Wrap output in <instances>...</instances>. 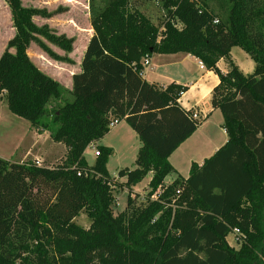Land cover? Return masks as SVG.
I'll use <instances>...</instances> for the list:
<instances>
[{
	"label": "trees",
	"instance_id": "16d2710c",
	"mask_svg": "<svg viewBox=\"0 0 264 264\" xmlns=\"http://www.w3.org/2000/svg\"><path fill=\"white\" fill-rule=\"evenodd\" d=\"M5 1L16 34L0 56V103L5 98L13 115L49 133L66 156L57 167L0 157V264H264V0H162L173 22L161 26L131 0H90L94 33L72 90L28 55L36 43L50 58L73 62L45 41L69 54L74 39L33 21L62 11ZM235 47L254 61L252 74L233 62ZM179 53L218 76L211 104L228 140L202 165L192 163L188 178L166 186L170 156L201 121L179 104L189 89L150 84L143 60ZM221 60L227 73L218 68ZM111 117L125 120L141 143L134 168L116 177L107 170L112 148L98 146L92 166L85 158L110 132ZM150 174L149 192L134 196L133 187ZM119 187L130 196L114 215ZM82 212L91 221L87 229L75 223ZM235 230L239 249L228 242Z\"/></svg>",
	"mask_w": 264,
	"mask_h": 264
},
{
	"label": "rangeland",
	"instance_id": "374dc122",
	"mask_svg": "<svg viewBox=\"0 0 264 264\" xmlns=\"http://www.w3.org/2000/svg\"><path fill=\"white\" fill-rule=\"evenodd\" d=\"M21 2L25 9L62 11L51 19L46 20L34 17L33 21L38 26L48 25L58 36H65L66 38L74 39L73 50L69 54L50 42L45 41V43L58 55L67 56L69 59H71V56L74 59H71L73 62H60L50 58L36 43H32L28 50V55L40 69L56 79L64 89L72 90L71 76L72 72L76 70L74 65L78 66V61L81 58L83 49L88 44L90 37L93 34L89 12L90 0H21ZM131 2L133 5L137 4L140 10L158 26H161L164 22L170 20L173 22L172 18H170L169 11L163 6L162 0H131ZM172 10H174V8H172ZM15 34L16 29L14 27L10 5L5 0H0V56L3 54L8 42L15 36ZM248 56L249 55L240 47H235L233 57L239 63L243 61L244 57L250 59ZM171 73L177 74L178 71L169 69L167 74ZM64 97L70 101L73 99L69 92L66 93ZM7 113L13 115L8 108L7 100L4 98L0 103V154L7 156L13 148L21 142H25V144L29 146L33 139V142L36 141L35 152L31 154L25 162L33 163L35 160H39L42 162V165L46 167H57L61 165L66 156V148L64 146L54 144L50 139V135L43 131H36V133L34 131L35 139L32 138L33 134H30L28 128L29 122L24 119L18 122H11L5 117V115L7 116ZM218 115L205 123L197 135V137L202 136L200 141H197V144L191 146L186 153L179 158L178 165L180 166L182 174L185 175L189 168L187 161L188 157L199 159V154H201V156L209 154L213 146L220 144L223 142V139L226 138L223 116H221V114ZM199 120L201 121V119ZM126 125V123H121L119 126L129 127ZM114 131L115 133L111 134L104 143L100 142L101 140L97 142L99 146L104 147H107L105 145L110 144L111 146L108 147L112 148L114 151V154L109 158L107 164V170L111 177H116L118 171L123 168L134 167L140 147V141L132 129L130 130V134L121 133L122 131L120 132L118 128ZM204 135L210 140V143H206V139L203 138ZM96 150H98L97 146L95 147L94 145H91L86 152L85 158L89 166H92L95 163L97 158L95 156ZM19 156L20 154L18 152L14 160L19 161ZM147 182L148 178L134 186L132 189L133 195L144 197V195L149 192ZM113 195L116 197V202L112 205V211L114 215H118L125 210L130 192L128 189H114ZM75 223L80 227L87 229L90 227L91 221L87 217L86 212H82L75 220ZM237 238L238 236L236 234H231L229 237V243L235 249H239L241 246V243Z\"/></svg>",
	"mask_w": 264,
	"mask_h": 264
},
{
	"label": "crops",
	"instance_id": "0c3cea01",
	"mask_svg": "<svg viewBox=\"0 0 264 264\" xmlns=\"http://www.w3.org/2000/svg\"><path fill=\"white\" fill-rule=\"evenodd\" d=\"M133 6L135 9L144 13L143 11L140 10V8L138 7L137 4H135ZM92 36H93V34L91 35V37ZM86 48H87V45L83 49L81 58L78 61V66L74 65V68L76 70H74V72H72V76H73V74L80 71L81 62H82ZM234 49L235 48H233L231 51V58H232L233 62L239 67V69L245 75L252 74L255 70L254 61H252L250 56H248L250 59H246V57H244L243 61L241 63H239L233 57ZM70 58L72 60H74L71 56H70ZM148 60H149V65L144 70L143 78L147 82L156 86L159 89H165L171 83H176L178 85H182V86L187 87L189 90L186 93L182 94V96L179 100V104L186 111L193 110L194 112H197V114L199 115V119H201V124L198 127L197 131L186 142H184L169 158V161H170L172 167L174 168V171L166 177L165 182H164L166 186H169L170 184L173 183L174 180H176L178 178L179 175L183 178H188L192 163H197L199 165H202L206 159H209L210 157H212L217 152L218 149H220L222 146L225 145V143L228 140V136H227L226 131H225L226 138H224L223 142H221L220 144L213 146V148L210 150L209 154H206L204 156H201V154H199L198 155L199 159H196L193 157H188L187 161H188L189 168L187 169V172L185 175L181 173L180 166L178 165V161H179V158L181 157V155L185 154L186 151L191 146H193L194 144H197V141H200L202 136L197 137V135H198V132L201 130V128H203L205 123H207L214 116L221 114V112L219 110L213 109L212 104H211L212 91L219 84V78L214 72L208 71L206 68L202 67L201 66L202 63L196 57H194L192 55H188V54H184V53H179V54H175V55L156 54V55H153L151 58H148ZM218 68L221 70V72L227 73L229 70V65L226 63L225 60H221L218 63ZM169 69H172L174 71H178V73L177 74H175V73L167 74V71ZM9 114L10 113H7V116L5 115V117L8 118L11 122H13V121L18 122V121L22 120L21 118H18L15 115H9ZM218 116H220V115H218ZM221 116H222V114H221ZM121 123H126V121L125 120L121 121L119 123V125ZM119 125L110 129V132L107 134L108 136L106 135V137L103 140H101L100 142L104 143L105 140L109 136H111V134L115 133L114 130L117 128L120 132L122 131L121 133L130 134V130H131L130 127H120ZM126 126H129V125L127 124ZM28 128L30 130V134H33L32 138L35 139L34 134L36 133L37 130L32 129L30 123L28 124ZM31 130H33V131H31ZM34 131H35V133H33ZM45 133L49 134L47 132H45ZM37 134H36V136H37ZM203 138L206 139V143H210V140H208L205 135L203 136ZM32 140H31V143L29 144V146L27 144H25V142H21L20 144L16 145L15 148H13V150L7 156L0 154V157L3 159H6L8 161H12V162L25 163V161L28 159V157L31 154H33L35 152V149H36V147H35L36 141L33 142ZM58 145L63 146L60 144H58ZM24 146H26V147H24ZM94 146L98 147L99 144H97V142H96L94 144ZM105 146L108 147L111 145L108 144ZM140 147H141V143H140ZM140 147H139V149H140ZM87 150H86V152H87ZM18 152L20 154V156L18 158L19 161H16V160H14V158H15L16 154H18ZM86 152H85V155H86ZM136 158H137V156H136ZM126 168H128V167H126ZM151 177H152L151 174L147 177L148 178L147 186L149 185ZM229 237H228V242H229Z\"/></svg>",
	"mask_w": 264,
	"mask_h": 264
},
{
	"label": "built area",
	"instance_id": "2783aa9c",
	"mask_svg": "<svg viewBox=\"0 0 264 264\" xmlns=\"http://www.w3.org/2000/svg\"><path fill=\"white\" fill-rule=\"evenodd\" d=\"M215 23H218V21L216 20ZM177 27H180V26L177 25ZM163 30H164V28H162L161 31H163ZM148 65H149V60H148V59H144V60H143L144 70H145V68H146ZM201 66L204 67L203 64H201ZM144 70H143V73H144ZM194 118L199 119V115L197 114V112H194ZM121 121H123V120H120L119 118L111 117L110 122H109V128L112 129V128L116 127L117 125H119V123H120ZM99 155H100L99 150H96V151H95V156L98 157ZM33 164L36 165V166H38V167L43 166V165H42V162L39 161V160H35V161L33 162ZM232 234H236V235L238 236L237 240L240 241V232H239L238 230H235V232L232 233ZM240 243H241V242H240Z\"/></svg>",
	"mask_w": 264,
	"mask_h": 264
}]
</instances>
